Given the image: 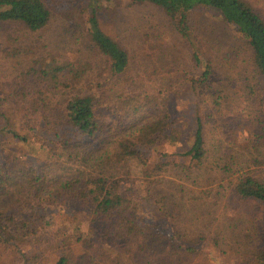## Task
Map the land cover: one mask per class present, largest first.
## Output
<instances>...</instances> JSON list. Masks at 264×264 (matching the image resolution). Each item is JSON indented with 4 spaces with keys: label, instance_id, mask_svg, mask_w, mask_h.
I'll use <instances>...</instances> for the list:
<instances>
[{
    "label": "trees",
    "instance_id": "16d2710c",
    "mask_svg": "<svg viewBox=\"0 0 264 264\" xmlns=\"http://www.w3.org/2000/svg\"><path fill=\"white\" fill-rule=\"evenodd\" d=\"M103 1L87 0L84 20L87 49L101 56L107 74L88 78L92 65L82 54H58V60L18 70L15 85L1 89L0 264H30L43 252L49 259L42 264H190L205 254L200 247L211 238L220 248L227 239L239 240L233 208L227 214L236 220L229 224L232 235L226 233L227 221L222 234L211 230L218 208L209 202L252 203L264 213V181L251 169L264 164L261 14L245 0H134L159 7L169 17L191 51V90L209 94L192 105V128L186 130L179 127L182 113L168 108L176 93L162 90L147 97L126 89L115 98L97 94L111 80L117 86L130 69L128 52L101 26ZM205 9L218 12L225 27L252 50L255 82L241 87L259 98L251 134L241 144L250 161L234 157L237 130L244 125L226 130L219 119L229 98L222 93L227 86L214 80V60L199 46L191 22L192 13ZM51 16L43 0H0V24L18 22L34 32L50 24ZM71 57L75 61L69 62ZM82 79L93 91L79 90ZM128 79L135 89L137 80ZM207 101L205 112L202 102ZM216 118L230 146L221 139L208 144L207 130L212 131ZM28 153L35 156L33 166L24 162ZM229 205L228 200L223 204ZM99 222L105 232L89 234ZM256 260L264 264V246ZM205 261L215 264L206 256L199 264Z\"/></svg>",
    "mask_w": 264,
    "mask_h": 264
},
{
    "label": "rangeland",
    "instance_id": "374dc122",
    "mask_svg": "<svg viewBox=\"0 0 264 264\" xmlns=\"http://www.w3.org/2000/svg\"><path fill=\"white\" fill-rule=\"evenodd\" d=\"M245 1L264 18V0ZM43 2L50 8L52 16L50 24L40 31L28 30L25 25L18 22L0 24V90L4 85L10 88L15 85L17 79L14 76L18 70H27L36 61L58 60V54L65 56H72L77 52L82 54V57L92 65L86 73L88 78L98 79L101 71L106 70L101 56L91 51V48L87 49L89 41L84 20L87 0H43ZM102 4L99 12L101 26L128 52L130 69L123 79L116 82L117 86H114V80H111L105 85L104 91L97 94L115 98L117 95L127 93L126 89L135 90L147 97L150 95L153 97L162 92L164 94V91L165 95L176 93L173 97L174 102L168 106L169 111L173 114L177 111L179 115L182 113L179 127L186 128V130L187 127L191 129L192 119L189 115L195 111L192 105L195 106L204 98L209 99V94L204 90L192 91L190 88L189 79L194 69H192L189 45L159 7L134 0H104ZM191 22L197 34L199 46L214 60L216 67L214 80L220 86H227L223 88L222 93L228 95L229 98L222 108L224 115L221 114L222 117L218 118L223 126L227 124L226 130L237 124L244 125L237 130L238 138H236L234 157L242 161H250L251 156L241 149V144H244L251 134L250 119L254 115L252 113L255 108L254 101H258L259 98L254 99L249 90L241 87L246 82H250V85L255 82L252 50L248 43L238 37L231 28L225 27L218 12L214 10L205 9L192 13ZM73 50L74 53H72ZM69 59V62L75 61L72 57ZM105 73L107 74V71ZM131 77L137 80L135 89L130 86L128 78ZM132 85L135 86V84ZM78 88L93 91L92 85L86 79L81 80ZM232 97L236 100L234 101ZM208 106H210L208 101L202 102L203 111L206 112ZM12 107L17 108V106ZM55 109L53 106L51 110ZM218 118L215 123H212L214 126H209L212 131L207 130L208 144L212 145L217 139H221L230 146L228 140L231 138L224 136L225 130L218 124ZM208 124L211 123L207 122L206 127ZM166 150L170 151L169 148ZM26 155L24 162L31 166L35 165V156L30 153ZM157 156L156 152L151 154L153 160L157 159ZM251 169L264 181V164L257 167L251 165ZM236 177L237 175L233 178ZM226 192L229 194L228 190ZM227 200L231 203L227 206L229 208L223 206ZM220 203L209 202L212 209L218 208L212 216L216 222L210 226L211 230L222 234V222L225 221L226 224L227 221L226 233L232 235L229 224H233L236 220L228 217V215L231 216L228 212H231L233 208L236 219L239 220L238 225H240L239 230L236 229L240 235L237 237L239 240L232 238L228 241L227 239V242L221 245L223 248H220L213 244L211 238L200 247L205 254L201 257L195 256L190 264H199V260L205 256L210 260L214 259L212 263L215 264H258L256 253L264 246L263 211L252 203L247 205L243 202L231 201V199L224 200L222 205ZM150 220L153 218H146V221ZM220 223L221 227H219ZM95 228L96 230L89 234L96 236L106 230L105 224L100 222L95 224ZM236 243L239 245L236 246ZM67 248L74 250L75 246L70 245L69 247L68 245ZM32 249L35 250V248ZM75 250L79 251V248L76 247ZM40 255L30 264H42L43 261L49 259L47 252L40 253ZM205 264L210 263L205 261Z\"/></svg>",
    "mask_w": 264,
    "mask_h": 264
}]
</instances>
